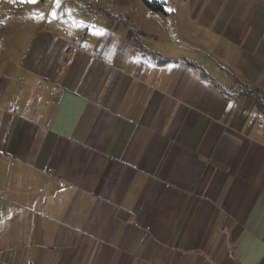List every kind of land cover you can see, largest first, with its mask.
Returning a JSON list of instances; mask_svg holds the SVG:
<instances>
[{
  "label": "crops",
  "instance_id": "obj_1",
  "mask_svg": "<svg viewBox=\"0 0 264 264\" xmlns=\"http://www.w3.org/2000/svg\"><path fill=\"white\" fill-rule=\"evenodd\" d=\"M161 2L0 69V264H264V0Z\"/></svg>",
  "mask_w": 264,
  "mask_h": 264
},
{
  "label": "rangeland",
  "instance_id": "obj_2",
  "mask_svg": "<svg viewBox=\"0 0 264 264\" xmlns=\"http://www.w3.org/2000/svg\"><path fill=\"white\" fill-rule=\"evenodd\" d=\"M114 1L118 0H36L35 3L30 2V0H0V21L6 25V31L3 35L5 51L2 53L0 69H12V66L17 67L16 69L27 68L28 60L32 54L31 47L38 44L43 34L37 35L32 44L27 41L40 22H47L52 25L53 20L63 24L65 19L70 22L76 17L79 19L92 18L91 11L97 6L110 10L114 14L125 16L127 10L118 8L113 4ZM133 1L138 6L143 5L142 0ZM155 1H164L169 8L175 0ZM26 43L27 46H25ZM14 44L21 46L20 52L11 51ZM11 52L12 55H10ZM9 55L13 57L10 62H8Z\"/></svg>",
  "mask_w": 264,
  "mask_h": 264
},
{
  "label": "trees",
  "instance_id": "obj_3",
  "mask_svg": "<svg viewBox=\"0 0 264 264\" xmlns=\"http://www.w3.org/2000/svg\"><path fill=\"white\" fill-rule=\"evenodd\" d=\"M143 2L145 4V6L150 10H153V11H163L164 10L163 4L160 1L143 0ZM102 12L108 13V10H103ZM3 30H4V25L2 23H0V55H1L2 50H3V37H2ZM133 33H134L135 37L138 34L136 30H133ZM150 57L157 63L164 62V60L161 59L159 57V55H157L156 53H150ZM190 64L195 66V64H193V63H190ZM199 72L204 78H207V75L203 71L199 70ZM241 93L247 94V95H250L251 97H253L256 100L259 108H261V106H263L264 95L258 89L244 85L242 90H241Z\"/></svg>",
  "mask_w": 264,
  "mask_h": 264
},
{
  "label": "built area",
  "instance_id": "obj_4",
  "mask_svg": "<svg viewBox=\"0 0 264 264\" xmlns=\"http://www.w3.org/2000/svg\"><path fill=\"white\" fill-rule=\"evenodd\" d=\"M76 52V44L73 42L68 43L65 52H64V58L63 63L64 65H70L74 59Z\"/></svg>",
  "mask_w": 264,
  "mask_h": 264
},
{
  "label": "snow or ice",
  "instance_id": "obj_5",
  "mask_svg": "<svg viewBox=\"0 0 264 264\" xmlns=\"http://www.w3.org/2000/svg\"><path fill=\"white\" fill-rule=\"evenodd\" d=\"M30 2H33V3H35V2H36V0H30Z\"/></svg>",
  "mask_w": 264,
  "mask_h": 264
}]
</instances>
